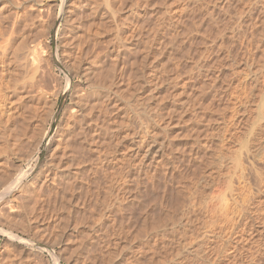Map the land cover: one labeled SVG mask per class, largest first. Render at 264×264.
I'll return each mask as SVG.
<instances>
[{"label":"rangeland","instance_id":"374dc122","mask_svg":"<svg viewBox=\"0 0 264 264\" xmlns=\"http://www.w3.org/2000/svg\"><path fill=\"white\" fill-rule=\"evenodd\" d=\"M78 1L0 0V58L4 51L9 60L4 70L11 69L6 76L0 65V82L18 79L11 82L23 87L0 104V165L7 154L18 159L15 177L20 178L16 194L0 196V206L13 203L0 213V264H264V0H138L139 14L124 29L120 63L114 66L126 71L120 78L125 99L145 104V116L136 121L127 106L121 114L130 128L125 132L143 131L146 139L164 143L140 177L133 172L134 158H125L120 183L110 174L117 175L115 166L126 151L110 145L112 152L98 154L108 158L107 172L89 176V168L83 175L96 189L88 194L77 188L74 201V183L66 192L69 202L61 205L47 168L72 102L74 88H68L67 79L73 67L98 62L96 55L106 51L116 32L103 25V33L101 20L91 27L95 33L90 32L87 54L76 50L64 24L66 11ZM31 4L51 14L45 23L35 20ZM38 42L45 57L38 53L41 61L29 71L33 66H21L13 50L24 43L23 51L30 47V52ZM63 48L67 57L71 51L69 59ZM109 63H101L103 74L112 69ZM72 80L76 84L78 77ZM115 188L121 210L101 203L106 193L117 194ZM100 205L106 212L112 208L111 216ZM101 211L110 216L102 222L97 219Z\"/></svg>","mask_w":264,"mask_h":264},{"label":"bare ground","instance_id":"6f19581e","mask_svg":"<svg viewBox=\"0 0 264 264\" xmlns=\"http://www.w3.org/2000/svg\"><path fill=\"white\" fill-rule=\"evenodd\" d=\"M78 1V0H77ZM140 2V1H139ZM74 3V2H72ZM22 3H19L18 6H20ZM33 4H31L32 7ZM35 5V4H34ZM32 10H34V17L35 20L38 19V22L41 23V21L39 20H44L45 23V18L51 14L47 15L45 14V8L43 7V5H36L34 6ZM149 6H152V3L148 4ZM72 6V5H71ZM74 7L72 8H68V10L66 11V17H65V30L69 29L71 32V37L72 39V44L76 47V50L78 49L80 51V53L82 52V54H87L86 53V49L88 47V44L86 45L87 42H89V38H91V36L93 35L92 33H90L91 31L94 32V29L96 27V24H98V22H100L102 20V22H104V24L102 23V25H100V27L102 26L103 29V25L106 29L107 27V32H109V30L111 29V31L115 28L116 32L114 37H111L112 40L111 41V45L110 42L109 44H107V46L109 45V47L104 46V51L105 48L107 47L106 51L100 56L96 55V61H93V63H89L90 60H88V64L82 66V65H77L78 61L76 62L75 60V64L78 66L77 68H75L76 66L73 64V66H71L72 71L71 74H69L68 76V82H67V86L68 88H74L72 94L70 95V97L72 98V102H70L68 104V107L66 108L68 110L67 116L65 117V121H62V125L60 123V125L62 126L59 130H58V134H57V143L56 146L54 147V150L51 151L53 155V160L51 162H49V167L47 168V173L49 175H47L48 177L50 176V180L51 183H53L54 187H55V192H57L58 194H60L59 196V201L55 202L59 203L60 201L63 202V199L66 198L67 193L70 187L75 186L74 183H77L75 189H73L71 191V198L68 196V199L66 201H64L63 203L61 202V205L64 204L65 202H69L70 199H73L75 201V198H73V193H75L74 191H77L76 189L81 188L84 189L85 191L89 192L88 194H90V189L91 188V183H90V179H87L89 176H95L98 174L100 175H104L107 171H106V166L105 164H108V162H105L104 159H106L104 156H100L98 154H106V150L109 149L108 147H110V145L112 144H116V146L119 148H123V152L126 151V155L122 154L120 155V158L118 159V163L117 166H115V168H117V171H114L115 174L117 175H113L112 173L110 174L112 179L114 178V180L116 182H119V178L122 181L121 178L125 177V171L127 168L124 167L125 166V158L129 159V158H134L133 161V172L135 171V175L140 177L142 173H144V168L145 166L147 167V165H150V163H152V161H154V156L157 154V152L159 151L160 147L162 146V142L163 141H159L158 139L154 138H150L149 140L145 138L144 136V132L143 131H132V132H125V127L127 124H125L123 122V118H122V110L125 108V106L128 107V109L132 112V116L134 117V119L136 121L139 122L140 117H144L142 114L144 113V109H141V106L144 105L143 103H139V99L135 98V101H129L127 102V100L125 99L124 96V92H122V86L121 84H123L120 80L121 75L124 76L123 74H125L126 71H123V67L121 65L119 66H114V64L117 62L120 63V59H121V55L119 54L120 50L119 48H124L122 41H124V37L123 36V32L125 28H128V25L131 24L132 22V18L133 15L135 14L136 16H138L139 14V7L140 4L138 3V0H79L78 3L76 2L75 5H73ZM148 6V7H149ZM23 9V8H22ZM252 9V8H251ZM14 10V9H13ZM124 12H128V14H126L124 17H121L122 14ZM17 13V12H16ZM19 13V12H18ZM5 15V14H4ZM20 15V13H19ZM24 15V14H23ZM21 17V16H20ZM123 18V19H122ZM50 20V18H49ZM34 21V20H33ZM30 22L32 23V21L30 20ZM133 23V22H132ZM33 24H35L33 22ZM32 24V25H33ZM43 24V21H42ZM47 24V22H46ZM136 24V23H134ZM133 25V24H132ZM94 26V29L92 30ZM136 25H134L133 27H135ZM92 27V28H91ZM99 27V26H98ZM114 27V28H113ZM139 27V26H138ZM174 27V26H173ZM87 30V33H83L82 31ZM103 29V31L105 30ZM134 29V28H133ZM137 29V28H136ZM173 29V28H172ZM64 30V31H65ZM96 31V30H95ZM102 31V32H103ZM67 32V31H65ZM106 32V33H107ZM101 33V32H100ZM105 33V31L103 32ZM113 33V34H114ZM167 33V32H166ZM91 34V35H90ZM109 34V33H108ZM111 34V33H110ZM112 34V35H113ZM123 34V35H122ZM130 34V33H129ZM128 34V35H129ZM133 36V35H132ZM80 38L82 39V41H80ZM95 38V36L93 37ZM92 38V39H93ZM106 38H108L106 36ZM129 38V37H128ZM69 39V38H68ZM66 40V38H65ZM94 40V39H93ZM96 43L97 42V39ZM126 40V39H125ZM129 40V39H128ZM108 41V40H106ZM71 43V42H70ZM92 44L94 42H91ZM100 43V42H99ZM24 44V43H22ZM22 44H18L14 50H13V58L18 62L23 60V64L25 65L30 64L32 67L28 68L29 71L34 70V67H37L35 65H38V61H41V56H43L42 54H40L38 51L39 49L42 47L41 43H35L33 45H31L32 49L30 52H28V48H26L27 50L24 52L23 50V45ZM66 44V43H65ZM68 44V43H67ZM66 44V45H67ZM72 44H68V45H72ZM89 43V45H92ZM95 44V43H94ZM96 44V45H97ZM122 44V46L119 47V45ZM64 45V44H63ZM65 45V46H66ZM95 45V46H96ZM101 45V44H100ZM104 45V44H103ZM127 45V44H126ZM25 46V44H24ZM41 46V47H40ZM94 45H92L93 47ZM94 46V48H95ZM72 47V46H71ZM89 48V47H88ZM100 47H98L99 49ZM103 48V46L101 47ZM100 48V49H101ZM93 49V48H92ZM91 49V50H92ZM90 50V49H89ZM90 50V51H91ZM96 49H93L92 51H95ZM98 51V50H97ZM96 51V53H97ZM103 51V50H102ZM62 54L66 55L67 50L65 48H63L62 50ZM69 55L71 54V51ZM101 52V51H98ZM41 55H39V54ZM79 53V52H78ZM91 53V52H90ZM95 53V52H94ZM95 53V54H96ZM98 54V53H97ZM156 54V53H155ZM4 55L5 52L2 51V57L0 58V65H2V68L4 70V66L5 68L8 67L7 64L9 63V60L6 58L4 59ZM68 55V57H69ZM89 55V54H88ZM77 56V55H75ZM45 57V56H43ZM67 57V55L65 56ZM67 57V58H68ZM124 57V56H123ZM156 57V56H155ZM111 58H113V62L111 60ZM45 59V58H44ZM47 59V58H46ZM65 59V58H64ZM69 59V58H68ZM67 59V60H68ZM77 59V58H76ZM43 60V59H42ZM73 60V59H72ZM107 60L111 61V63H109V65L111 66V70L106 73L103 74L104 72H102L103 68L100 66L102 65L101 63L107 62ZM123 60V59H122ZM130 61V60H129ZM137 61V60H136ZM38 62V63H37ZM73 62V61H71ZM70 62V64H71ZM134 62V61H133ZM21 63V62H20ZM37 63V64H36ZM66 63V62H65ZM63 63V64H65ZM74 63V62H73ZM123 63V62H122ZM121 63V64H122ZM125 63V62H124ZM19 64V63H18ZM43 64V62H42ZM80 64V63H79ZM29 65V66H30ZM135 65V63H134ZM41 66V65H40ZM80 66V67H79ZM106 66V64H105ZM125 66V65H124ZM130 66V65H129ZM25 67V66H24ZM28 67V65L26 66V68ZM39 67V66H38ZM108 67V66H107ZM115 67H119L118 69H116ZM153 67V66H152ZM10 68V67H9ZM75 68V69H74ZM128 68V67H126ZM36 69V68H35ZM102 69V70H101ZM130 69V68H129ZM202 69V68H201ZM8 70L11 71V69H6L4 70V72L8 73L6 74V76H8L10 74V71L8 72ZM70 70V68H69ZM106 70V69H105ZM109 70V68H108ZM107 70V71H108ZM113 70V71H112ZM125 70V69H124ZM35 71V70H34ZM157 71V70H156ZM204 71V70H203ZM26 72H28V70L26 69ZM123 72V74H121ZM202 71H199L198 73H201ZM128 73V72H127ZM151 77L155 76V73L153 71L149 72ZM206 72H204L205 74ZM202 74V73H201ZM200 74V75H201ZM203 74V75H204ZM27 75V74H26ZM158 75V74H157ZM206 75V74H205ZM78 77V80L76 82V84H74L72 77ZM135 77V76H133ZM157 77V76H156ZM4 78V77H2ZM11 78V77H10ZM130 78V77H129ZM154 78V77H153ZM124 79V78H123ZM136 79V78H135ZM150 79V78H149ZM3 80V79H2ZM5 81L0 82V104L1 105H5L7 102H9V100L12 97H16L19 92L21 93V88H19L18 86H16V83H12L11 80L7 77L6 79H4ZM13 80H18V79H13ZM12 80V81H13ZM128 80V79H127ZM138 80V79H137ZM155 80V79H154ZM158 80V79H156ZM126 81V80H125ZM149 81V80H148ZM127 82V81H126ZM141 82V81H140ZM157 82V81H156ZM125 83V82H124ZM129 83V82H128ZM151 83V82H150ZM16 84V85H15ZM74 84V87H73ZM141 84V83H140ZM144 84V83H142ZM152 84V83H151ZM154 84V83H153ZM204 84V83H203ZM21 85V84H20ZM155 85V84H154ZM23 86V85H22ZM128 86V85H127ZM134 86V85H133ZM140 86V85H139ZM201 86V85H200ZM67 88V87H66ZM129 88V87H128ZM127 88V89H128ZM153 88V87H152ZM67 89V90H69ZM145 89V88H144ZM156 89V88H155ZM137 90V89H136ZM50 91V90H49ZM53 91V90H51ZM59 91V90H58ZM57 91V93H58ZM132 91V90H131ZM129 91V92H131ZM126 93V92H125ZM134 93V92H133ZM49 94V93H48ZM131 94V93H130ZM202 94V93H200ZM52 95V92H51ZM20 96V95H19ZM54 96V95H53ZM154 96V95H153ZM135 97V96H134ZM138 97V96H137ZM150 97V96H149ZM56 98V97H55ZM70 98V101H71ZM55 100V99H52ZM51 101V100H50ZM142 101V100H141ZM149 102V101H148ZM55 103V101L51 102ZM50 103V105H51ZM145 103V101H144ZM140 105V108H139ZM52 106V105H51ZM264 106V105H263ZM149 107V105H148ZM65 109V110H66ZM64 110V111H65ZM152 110V109H151ZM124 111V110H123ZM129 111V114H130ZM155 111V109H154ZM174 111V110H172ZM51 112V111H50ZM156 112V111H155ZM122 113V114H121ZM126 113V112H125ZM172 113V112H171ZM128 114V113H127ZM124 115V114H123ZM142 115V116H141ZM169 115V114H168ZM171 116V115H170ZM51 117V116H50ZM124 117V116H123ZM170 118V117H169ZM63 119V118H62ZM112 119V120H111ZM133 119V118H132ZM112 122L115 124L114 126L111 125V127H106L105 126V122ZM150 120V118H149ZM173 120V119H172ZM146 121V120H145ZM144 121V122H145ZM152 121V120H151ZM142 122V120H141ZM147 122V121H146ZM155 122V120H154ZM169 123V120H168ZM138 124V123H137ZM143 124V122H142ZM147 124V123H146ZM167 124V123H166ZM169 125V124H168ZM140 126V125H139ZM148 126V125H146ZM154 126V125H153ZM167 126V125H165ZM128 128V126L126 127ZM142 128V127H140ZM146 127H143V130L145 131ZM130 129V128H128ZM139 129V128H138ZM166 129V128H165ZM148 132V129H146ZM146 134V133H145ZM154 134V133H153ZM149 135V134H148ZM108 136V137H107ZM127 136H130V138H128ZM126 137L129 139L128 143L126 141ZM150 137V136H149ZM153 137V136H151ZM157 137V136H156ZM109 138V140H108ZM148 138V137H147ZM114 139V140H113ZM163 140V138H161ZM112 141H115L116 143H111ZM125 142V143H124ZM248 142V141H247ZM164 143V142H163ZM113 147V146H112ZM112 147H110V149H112ZM109 149V150H110ZM125 149V150H124ZM113 150V149H112ZM128 150V153H127ZM115 151V149H114ZM113 151V152H114ZM101 152V153H100ZM110 152H112L110 150ZM122 152V150H121ZM122 152V153H123ZM120 153V152H119ZM108 154V153H107ZM121 154V153H120ZM110 155V154H109ZM96 158H95V157ZM108 156V155H107ZM104 157V158H103ZM109 157V156H108ZM108 160V158H107ZM242 160V159H241ZM240 160V161H241ZM18 159L14 160L10 157L9 154L4 156V165H0V187H1V193L0 196H7L9 193L14 192V194H16L17 191V187L18 185H20V178H16L15 175L17 173V171L19 170V164H18ZM93 161H94V165H93ZM148 161V162H147ZM110 162V161H109ZM147 162V163H146ZM156 162V161H155ZM242 162V161H241ZM127 163V162H126ZM90 164V165H89ZM114 164V163H113ZM116 164V163H115ZM152 165V164H151ZM150 165V166H151ZM154 166V165H153ZM108 167V166H107ZM90 168V169H89ZM125 168V169H124ZM89 169L90 170V175L84 180L83 179V175L85 173V171ZM7 170V171H6ZM114 170V169H113ZM130 170V169H129ZM106 171V172H105ZM105 172V173H104ZM72 175H75L76 177L73 179L74 181L72 182L69 178H72ZM108 175V174H106ZM105 175V176H106ZM109 175V176H110ZM113 175V176H112ZM46 176V177H47ZM117 176H119L117 178ZM35 177H37V175H35ZM102 177V176H101ZM96 178V177H95ZM104 180H106V177ZM102 178V179H103ZM98 179V178H97ZM101 179V180H102ZM110 179V177H109ZM107 178V181L109 180ZM113 180V181H114ZM96 180H94L95 182ZM125 181V180H124ZM123 181V183H125ZM139 181V180H138ZM93 182V184H94ZM98 182V180L96 181ZM102 182V181H101ZM104 184L108 185V182H110L109 184H112V180L108 181L107 183H105V181H103ZM112 182V183H111ZM120 183V182H119ZM79 184V185H78ZM96 184V183H95ZM94 184V185H95ZM98 184V183H97ZM103 184V183H102ZM119 185V184H118ZM122 185V182H121ZM109 186V185H108ZM113 186V184H112ZM52 187V186H51ZM96 187V186H95ZM111 187V186H110ZM119 187V186H118ZM117 187V188H118ZM121 187V186H120ZM119 187V188H120ZM124 187V186H123ZM136 187V186H135ZM138 187V186H137ZM103 188V187H100ZM54 189V188H53ZM52 189V190H53ZM96 189V188H94ZM93 189V190H94ZM98 189V188H97ZM108 189V188H106ZM109 190V189H108ZM115 190H117L115 188ZM121 190V189H119ZM123 190V188H122ZM136 190V189H135ZM69 191V192H70ZM92 191V190H91ZM102 191V190H101ZM78 192V191H77ZM99 193H101L100 191H98ZM96 191V194L98 193ZM109 192V191H108ZM111 192V191H110ZM123 192V191H121ZM18 193V192H17ZM93 193V192H92ZM98 193V194H99ZM103 193V192H102ZM114 193V192H112ZM117 194H113V197H108L105 194V198L102 197V195L100 197H98V200L101 201V197L102 199L104 198L103 201H101L102 204H104L105 206L108 205L109 203L111 204L112 202V206H115L118 210L122 208V203H121V198L119 200V192L118 190L116 191ZM66 194V195H65ZM76 194V193H75ZM78 194V193H77ZM76 194V196H77ZM82 194V193H80ZM87 194V193H86ZM111 194V193H110ZM40 195V194H39ZM44 195V194H43ZM100 195V194H99ZM122 195V194H120ZM35 196V195H34ZM42 196V195H41ZM40 196V197H41ZM55 196V194H54ZM90 196V195H89ZM89 196H84V201L87 200V198ZM95 196V195H94ZM112 196V195H111ZM37 197V196H36ZM86 197V198H85ZM92 196H90L91 198ZM18 198V196H17ZM53 198V196H52ZM70 198V199H69ZM100 198V199H99ZM19 199V198H18ZM23 199V198H22ZM43 199V198H42ZM47 199V198H46ZM76 199H78L76 197ZM9 200V199H8ZM44 200V199H43ZM57 200V199H56ZM65 200V199H64ZM71 200V201H73ZM5 201V200H4ZM27 201V200H26ZM40 201V199H39ZM52 201V200H51ZM54 201H52V203H54ZM70 201V202H71ZM77 202L79 200H76ZM83 201V202H84ZM97 201V200H95ZM100 201H97L98 203ZM25 202V201H24ZM28 202V201H27ZM26 202V203H27ZM94 202V201H93ZM72 203V202H71ZM87 202H85L86 204ZM4 204V205H3ZM2 206H0V213L1 210L5 209L6 207L10 210L13 208V203H11V201H5V203L3 202ZM81 204V202H80ZM67 205V204H66ZM72 206L75 204H71ZM111 205H108V207H112ZM56 206L55 203L52 205ZM60 206V204H59ZM84 206V205H83ZM95 206V205H94ZM93 206V207H94ZM99 206V205H98ZM101 208L104 207L102 205H100ZM92 207V206H91ZM107 207V206H106ZM81 208V207H80ZM98 208V207H97ZM100 208V207H99ZM75 209V208H74ZM94 209V208H93ZM92 209V210H93ZM105 209V207H104ZM112 208H109V210ZM115 209V208H114ZM114 209L112 211H114ZM7 210V209H6ZM100 210V209H98ZM103 210V208H102ZM109 210H107L109 212ZM60 211V210H59ZM75 211V210H74ZM79 211V210H77ZM76 211V212H77ZM105 211V210H103ZM11 212V211H10ZM80 212V211H79ZM83 212V211H82ZM95 212V211H94ZM97 212V211H96ZM106 212V211H105ZM106 212V213H108ZM111 212V210H110ZM109 212V213H110ZM4 213V212H3ZM67 213V212H66ZM106 213H100V215L98 214V221L102 222L104 221L107 216L110 217L111 214L106 215ZM76 214V213H75ZM93 214V213H92ZM97 214V213H96ZM117 214V213H116ZM121 214V213H120ZM2 217V215H1ZM62 217V216H61ZM82 217V216H81ZM119 217V216H118ZM102 218L104 220H102ZM112 218V217H111ZM122 218V217H121ZM81 219V218H79ZM95 219V218H94ZM78 220V219H77ZM96 220V219H95ZM93 221V220H92ZM97 221V220H96ZM109 221V219H108ZM127 221V220H126ZM95 222V221H94ZM99 222V223H100ZM98 223V222H96ZM98 223V224H99ZM112 223V222H111ZM121 224V223H120ZM101 224H99L100 226ZM119 225V224H118ZM103 227V223L102 226ZM108 228V227H107ZM156 228V227H155ZM97 229V228H96ZM105 229V228H104ZM119 229V228H118ZM154 229V228H153ZM95 230V229H94ZM101 230V229H99ZM103 230V229H102ZM101 230V231H102ZM96 231V230H95ZM108 231V230H107ZM106 232V231H105ZM96 233V232H95ZM108 233V232H107ZM100 234V233H99ZM120 234V233H119ZM96 235V234H95ZM102 235V233H101ZM114 235V234H113ZM117 235V234H116ZM115 236V235H114ZM96 240L100 241V238ZM104 237V236H103ZM92 239V238H91ZM102 239V238H101ZM97 242V241H96ZM104 242V241H102ZM102 242H99L100 245ZM118 243V242H117ZM203 244V243H202ZM105 245V244H104ZM93 246V245H92ZM99 247V246H98ZM101 248V247H100ZM99 248V251L102 250ZM236 249V248H234ZM96 251V250H94ZM104 251V250H103ZM101 251V253L103 252ZM108 253V252H106ZM263 252H261L262 255ZM90 254V252H89ZM95 254V253H94ZM97 254V253H96ZM100 254V253H99ZM86 256V255H85ZM94 256V255H93ZM255 256V255H254ZM92 257V256H91ZM260 257V256H259ZM89 258V257H88ZM254 258V257H253ZM92 260V259H91ZM258 260V259H257ZM256 260V261H257ZM94 261V259H93ZM255 261V260H253ZM103 262V261H102ZM91 263V262H90ZM93 263V262H92ZM130 263V262H129ZM134 263V262H133ZM132 263V264H133ZM94 264V263H93Z\"/></svg>","mask_w":264,"mask_h":264}]
</instances>
